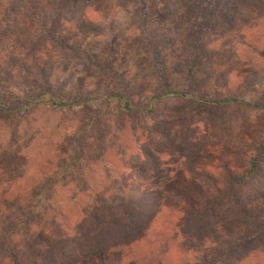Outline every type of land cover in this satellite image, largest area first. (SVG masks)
Listing matches in <instances>:
<instances>
[{"label":"rangeland","instance_id":"rangeland-1","mask_svg":"<svg viewBox=\"0 0 264 264\" xmlns=\"http://www.w3.org/2000/svg\"><path fill=\"white\" fill-rule=\"evenodd\" d=\"M10 1L0 0V27L6 32L0 42V103L12 109L0 107V234L9 220H21L12 229L13 237L37 242L49 220L69 230L99 197L108 198L106 204H119L144 190L161 192L168 199L166 209L171 210L177 203L172 190L198 196L201 188L192 178L202 175L197 168L223 179L228 175L224 162L234 172V166L248 164L249 156L244 157L238 147L250 136L263 135L264 109L192 110L187 101L163 97L154 112L127 111L125 100L108 94L124 95L131 105L148 106L162 90L154 63L157 47L164 54L168 83L175 89L209 99L231 96L260 103L264 3L215 0L218 7L209 12L213 16L209 19L196 9L200 0H89L83 29L77 32L74 24L63 20L58 34L78 40L104 72L78 64L42 41L31 42L30 17L26 12L9 17ZM199 24L216 34L205 39L213 54L202 60L193 82L184 67L188 59L180 57L177 44L185 42L190 32L198 33ZM77 97L94 99L87 106L73 107H56L51 100L79 102ZM170 124H177L185 142L162 137ZM250 194L253 200L261 196L264 208V176L244 188V197ZM31 206L42 214L37 222L21 227L29 215L20 210L28 212ZM227 211L225 203L210 217L215 224L219 215L227 219L220 240L234 236L235 221L229 223ZM192 243L188 247L186 243L185 251ZM194 245L186 263L197 264L201 250L211 253L210 243L203 249L202 240ZM180 248L173 246V261L183 260ZM241 264H264V252L253 253Z\"/></svg>","mask_w":264,"mask_h":264},{"label":"trees","instance_id":"trees-1","mask_svg":"<svg viewBox=\"0 0 264 264\" xmlns=\"http://www.w3.org/2000/svg\"><path fill=\"white\" fill-rule=\"evenodd\" d=\"M225 1L228 4V1L233 0ZM253 1L256 4L264 3V0ZM216 2L200 0L196 9L200 14L203 12V17L213 18L209 12L217 9ZM9 3V17L22 15L24 12L30 17L27 33L31 42L42 41L53 51L65 54L78 64L106 72L94 56L83 51L78 40L69 41L58 34V26L63 20L74 24L77 32L83 29L84 17L90 6L89 0H13ZM234 6H237V3L232 5ZM200 19L197 22H200ZM206 28L209 29L207 25ZM197 32L188 34L189 38L185 40L187 43L180 41L177 44V50L179 48L182 51L180 57L188 59L184 67L187 77L193 82L200 73L202 60L213 54V48L208 46L205 39L207 35L216 34L214 31L203 29L200 24ZM5 36L6 32L0 27V42ZM153 52L162 90L151 97L146 107L131 105L124 95L108 94L109 98L125 100V110L154 112L163 97L187 101L192 110L203 107L220 110L233 106L251 110L264 109V94L260 103H252L231 96L220 99L191 96L175 89L168 83L167 69L162 60L164 54L157 47ZM78 98L79 102H62L53 98L51 100L56 107H73L87 106L94 99ZM0 107L12 111L11 108H6L4 103H0ZM177 128V124H170V127L165 129L166 136L162 134V137L168 141L177 138L180 142H185L183 132ZM248 134L254 135L252 132ZM240 144L238 148L242 150V155L249 156L247 165L234 166V172L231 166L224 162L223 168L228 175L223 179H216L213 174L197 168V172L202 175L196 174V177L192 178L193 184L201 188L197 192L198 196L192 198L172 190L171 195L177 203L170 207L171 210L165 206L168 199H164L158 191L144 190L140 194H131V197L119 204H106L105 201L109 199L99 197L96 206L84 209L83 214L69 230L63 229L64 226L56 220H49L50 223L42 229L37 242L13 237L12 229L18 227L21 220H17V223L16 220H9L0 234V264H189L186 263L185 257L187 252L195 251L196 240H202V249L209 246V243L211 247V253L205 254L204 250H201L202 254L196 255L197 264H241L253 253L264 252V213L263 205L259 203L262 198L258 196L253 200V194L248 197L243 195L246 186L255 178L264 176V133L260 138H257V135L250 136ZM225 203L228 204L229 223L235 221L232 223L234 236L220 240L223 236L221 229L225 228L224 222L227 219L223 220L219 215L215 224L211 223L210 217L216 215ZM35 209L36 206H31L28 212L25 209L20 210L25 217L29 215L22 221L21 227L37 222L42 211L36 212ZM173 216L177 217L176 221L170 220ZM192 224L199 227L191 230ZM240 227H244V230ZM186 243L187 247L192 243L190 251H185ZM176 244L182 248L180 250L183 260L179 258L180 262L173 261L171 256V250Z\"/></svg>","mask_w":264,"mask_h":264}]
</instances>
